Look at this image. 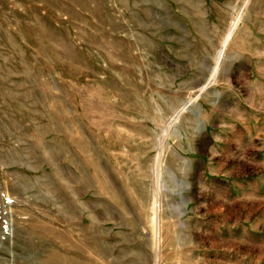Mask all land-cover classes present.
I'll return each instance as SVG.
<instances>
[{
	"label": "rangeland",
	"instance_id": "rangeland-1",
	"mask_svg": "<svg viewBox=\"0 0 264 264\" xmlns=\"http://www.w3.org/2000/svg\"><path fill=\"white\" fill-rule=\"evenodd\" d=\"M256 1L0 0V264L255 263L176 145Z\"/></svg>",
	"mask_w": 264,
	"mask_h": 264
},
{
	"label": "crops",
	"instance_id": "crops-1",
	"mask_svg": "<svg viewBox=\"0 0 264 264\" xmlns=\"http://www.w3.org/2000/svg\"><path fill=\"white\" fill-rule=\"evenodd\" d=\"M256 2L218 71L215 58L206 63L203 118L183 121L176 148L188 174L220 194L226 215L235 209L225 230L252 240L242 255L264 264V0Z\"/></svg>",
	"mask_w": 264,
	"mask_h": 264
},
{
	"label": "clouds",
	"instance_id": "clouds-1",
	"mask_svg": "<svg viewBox=\"0 0 264 264\" xmlns=\"http://www.w3.org/2000/svg\"><path fill=\"white\" fill-rule=\"evenodd\" d=\"M251 2V0H249V3ZM253 91L251 88H250V92Z\"/></svg>",
	"mask_w": 264,
	"mask_h": 264
},
{
	"label": "water",
	"instance_id": "water-1",
	"mask_svg": "<svg viewBox=\"0 0 264 264\" xmlns=\"http://www.w3.org/2000/svg\"><path fill=\"white\" fill-rule=\"evenodd\" d=\"M204 88H205V87H204ZM201 93H202V91H201L199 94H201ZM189 105H190V104H189ZM189 105H188V106H189Z\"/></svg>",
	"mask_w": 264,
	"mask_h": 264
}]
</instances>
